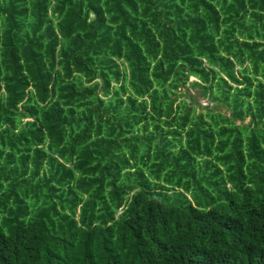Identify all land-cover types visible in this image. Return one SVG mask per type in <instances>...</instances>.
I'll list each match as a JSON object with an SVG mask.
<instances>
[{"label": "trees", "instance_id": "trees-1", "mask_svg": "<svg viewBox=\"0 0 264 264\" xmlns=\"http://www.w3.org/2000/svg\"><path fill=\"white\" fill-rule=\"evenodd\" d=\"M0 264H264V0H0Z\"/></svg>", "mask_w": 264, "mask_h": 264}, {"label": "rangeland", "instance_id": "rangeland-1", "mask_svg": "<svg viewBox=\"0 0 264 264\" xmlns=\"http://www.w3.org/2000/svg\"><path fill=\"white\" fill-rule=\"evenodd\" d=\"M190 82H195V79L194 78H190L189 79V83ZM184 92L188 93L190 97L195 98V100L198 101V104H199V106L201 108L207 109V106L208 107H213V104L209 103L206 99H202L201 98L198 89L192 88L189 84H187L185 88H180L178 94L184 93ZM190 106L193 107V108H195L196 114H198V113H204V110L201 109V108H199L196 104L195 105L191 104ZM216 110L219 111V112H221L225 116H228V114H229L224 108H217ZM247 123H248V119L243 123V125H246ZM150 130H151V128H150Z\"/></svg>", "mask_w": 264, "mask_h": 264}]
</instances>
